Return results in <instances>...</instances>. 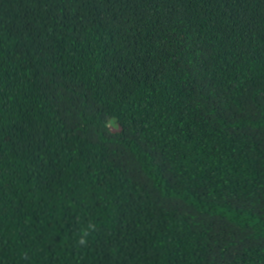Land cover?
Listing matches in <instances>:
<instances>
[{"label": "trees", "instance_id": "1", "mask_svg": "<svg viewBox=\"0 0 264 264\" xmlns=\"http://www.w3.org/2000/svg\"><path fill=\"white\" fill-rule=\"evenodd\" d=\"M0 264H264V0H0Z\"/></svg>", "mask_w": 264, "mask_h": 264}, {"label": "clouds", "instance_id": "2", "mask_svg": "<svg viewBox=\"0 0 264 264\" xmlns=\"http://www.w3.org/2000/svg\"><path fill=\"white\" fill-rule=\"evenodd\" d=\"M96 231H97V224L92 221H89L85 226L79 229V232L76 238L77 245L86 248L89 243V238Z\"/></svg>", "mask_w": 264, "mask_h": 264}]
</instances>
